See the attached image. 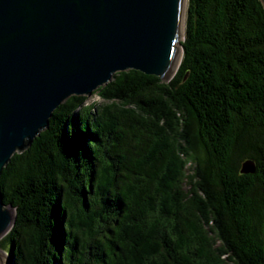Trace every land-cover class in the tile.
I'll use <instances>...</instances> for the list:
<instances>
[{"label": "trees", "instance_id": "obj_1", "mask_svg": "<svg viewBox=\"0 0 264 264\" xmlns=\"http://www.w3.org/2000/svg\"><path fill=\"white\" fill-rule=\"evenodd\" d=\"M181 45L170 81L116 72L11 157V264H264L261 1L188 0Z\"/></svg>", "mask_w": 264, "mask_h": 264}, {"label": "water", "instance_id": "obj_2", "mask_svg": "<svg viewBox=\"0 0 264 264\" xmlns=\"http://www.w3.org/2000/svg\"><path fill=\"white\" fill-rule=\"evenodd\" d=\"M186 10V0H0V175L69 96H90L129 69L170 81ZM255 168L246 160L241 172ZM15 219L0 188V240Z\"/></svg>", "mask_w": 264, "mask_h": 264}, {"label": "rangeland", "instance_id": "obj_3", "mask_svg": "<svg viewBox=\"0 0 264 264\" xmlns=\"http://www.w3.org/2000/svg\"><path fill=\"white\" fill-rule=\"evenodd\" d=\"M92 100H99L96 94H95V95L92 94V95L89 96V100H88V102H90V101H92ZM0 250H2V252H4V253H7V251L4 250L3 248H0ZM0 253H1V252H0ZM4 262H5V263L7 262V257L5 258V261H4Z\"/></svg>", "mask_w": 264, "mask_h": 264}, {"label": "bare ground", "instance_id": "obj_4", "mask_svg": "<svg viewBox=\"0 0 264 264\" xmlns=\"http://www.w3.org/2000/svg\"><path fill=\"white\" fill-rule=\"evenodd\" d=\"M188 2V0H186V3ZM182 31L185 33V23L182 26Z\"/></svg>", "mask_w": 264, "mask_h": 264}]
</instances>
